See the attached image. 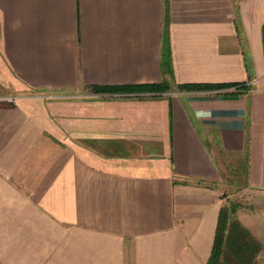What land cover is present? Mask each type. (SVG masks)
Instances as JSON below:
<instances>
[{
	"label": "crops",
	"instance_id": "obj_1",
	"mask_svg": "<svg viewBox=\"0 0 264 264\" xmlns=\"http://www.w3.org/2000/svg\"><path fill=\"white\" fill-rule=\"evenodd\" d=\"M0 102V264H264V0H0Z\"/></svg>",
	"mask_w": 264,
	"mask_h": 264
},
{
	"label": "trees",
	"instance_id": "obj_2",
	"mask_svg": "<svg viewBox=\"0 0 264 264\" xmlns=\"http://www.w3.org/2000/svg\"><path fill=\"white\" fill-rule=\"evenodd\" d=\"M248 67L250 65L248 64ZM161 70L164 80L160 84L142 86L139 90H148L151 92H165L170 90L169 84L171 79V61L167 36L164 34L161 52ZM229 85H201V86H177L176 90L181 91H202L231 88ZM239 87V86H238ZM122 88H120V91ZM119 89H109V91H118ZM93 91L105 92L106 88H96ZM1 103V102H0ZM229 221L228 210L222 208L218 219L215 233L212 253L208 264H251L254 255L258 252V244L242 229L237 223H232L230 236L226 235L227 224Z\"/></svg>",
	"mask_w": 264,
	"mask_h": 264
},
{
	"label": "rangeland",
	"instance_id": "obj_3",
	"mask_svg": "<svg viewBox=\"0 0 264 264\" xmlns=\"http://www.w3.org/2000/svg\"><path fill=\"white\" fill-rule=\"evenodd\" d=\"M3 102H6L5 100ZM259 196H256V194H252V192H246L244 194H239L238 196H231L228 201H230V203L227 205L228 208L231 209V213L234 214V212L238 209V207L244 202L247 201L248 204H250L249 206H255V202L256 201H260V198H258ZM242 206V205H241ZM260 261L264 262V258L262 257L260 259Z\"/></svg>",
	"mask_w": 264,
	"mask_h": 264
},
{
	"label": "built area",
	"instance_id": "obj_4",
	"mask_svg": "<svg viewBox=\"0 0 264 264\" xmlns=\"http://www.w3.org/2000/svg\"><path fill=\"white\" fill-rule=\"evenodd\" d=\"M231 89V90H230ZM229 89V91H233V90H237V88H230ZM220 92H222V91H220V90H212V91H205V92H201L200 94H206V95H209V96H211L212 97V99H213V97H214V95H216V94H218V93H220ZM9 101H13L12 99H8Z\"/></svg>",
	"mask_w": 264,
	"mask_h": 264
}]
</instances>
